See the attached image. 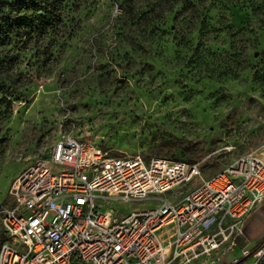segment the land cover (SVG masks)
Instances as JSON below:
<instances>
[{"label":"rangeland","instance_id":"rangeland-1","mask_svg":"<svg viewBox=\"0 0 264 264\" xmlns=\"http://www.w3.org/2000/svg\"><path fill=\"white\" fill-rule=\"evenodd\" d=\"M60 11L58 32L21 54L28 83L0 123V210L17 173L65 135L116 157L195 161L202 178L242 154L264 160V0H69Z\"/></svg>","mask_w":264,"mask_h":264},{"label":"built area","instance_id":"built-area-1","mask_svg":"<svg viewBox=\"0 0 264 264\" xmlns=\"http://www.w3.org/2000/svg\"><path fill=\"white\" fill-rule=\"evenodd\" d=\"M201 170L195 161L112 156L65 135L9 183L0 264L227 263L242 222L264 202V160L242 154L206 178ZM136 200L153 206L113 207ZM242 256L264 264V243L242 246L229 263Z\"/></svg>","mask_w":264,"mask_h":264},{"label":"trees","instance_id":"trees-1","mask_svg":"<svg viewBox=\"0 0 264 264\" xmlns=\"http://www.w3.org/2000/svg\"><path fill=\"white\" fill-rule=\"evenodd\" d=\"M68 1L0 0V123L9 118L13 100L17 99L18 91L28 83L18 68L21 54L31 48L35 41L51 38L58 32L63 23L60 9ZM252 11L255 13L256 9ZM224 26L228 35L235 37L237 31L230 25ZM207 28L205 25L202 29ZM238 30L240 33L246 31L243 27ZM248 48V45H243L239 50L240 62H244ZM230 50L234 51L232 46ZM263 243L264 234L254 247ZM247 258L242 256L237 262L229 264H242Z\"/></svg>","mask_w":264,"mask_h":264},{"label":"crops","instance_id":"crops-1","mask_svg":"<svg viewBox=\"0 0 264 264\" xmlns=\"http://www.w3.org/2000/svg\"><path fill=\"white\" fill-rule=\"evenodd\" d=\"M260 212L261 215L263 216L262 221H259L258 217L256 216V214ZM259 225L260 229L259 231H256V225ZM242 236L241 239H238V245L235 248L234 251H232L228 256H227V263H223V264H229V261L231 260V258L233 256H239L240 254V249L242 248V246L244 245H250L249 243L251 242H255L264 234V202L259 205L254 213L252 215H250L247 219H245L242 224ZM191 264H198L197 263H191ZM242 264H248V261H244Z\"/></svg>","mask_w":264,"mask_h":264}]
</instances>
